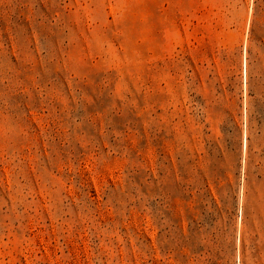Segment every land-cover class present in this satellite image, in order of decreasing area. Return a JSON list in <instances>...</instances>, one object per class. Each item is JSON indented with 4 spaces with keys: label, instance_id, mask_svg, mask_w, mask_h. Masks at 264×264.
<instances>
[{
    "label": "rangeland",
    "instance_id": "obj_1",
    "mask_svg": "<svg viewBox=\"0 0 264 264\" xmlns=\"http://www.w3.org/2000/svg\"><path fill=\"white\" fill-rule=\"evenodd\" d=\"M0 264H264V0H0Z\"/></svg>",
    "mask_w": 264,
    "mask_h": 264
}]
</instances>
